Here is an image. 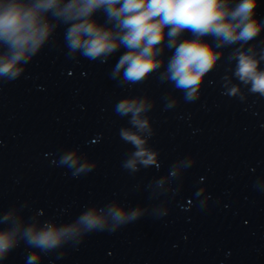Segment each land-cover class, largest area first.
Listing matches in <instances>:
<instances>
[{
	"label": "clouds",
	"instance_id": "obj_1",
	"mask_svg": "<svg viewBox=\"0 0 264 264\" xmlns=\"http://www.w3.org/2000/svg\"><path fill=\"white\" fill-rule=\"evenodd\" d=\"M256 7L257 0H239L234 5L232 0H0V43L7 49L0 55V77H18L23 68L17 65L21 61L26 64L49 40L57 27L46 19L51 13L69 25L65 39L72 51L95 59L126 48L113 72L116 76L123 70L126 81L146 79L164 63L158 57L165 47L174 49L161 79L174 82L189 99L195 98L205 76L223 55L217 49L240 42L230 57L236 60L234 74L250 85L251 92L264 95V69L260 67L264 49L258 53L255 45L244 48L264 30V21L255 15ZM101 10L106 16L104 23L95 18ZM185 31L191 38L181 39ZM208 36L216 43L204 39ZM237 92L239 87L233 86L231 93ZM145 110V101L139 98H124L116 106L120 115L131 114L132 128H122L120 135L136 149L126 164L133 169L138 160L144 165L153 162L152 153L145 148V137L152 135L148 119L141 118ZM111 214L118 221L127 218L123 209L114 207ZM136 215L138 212L132 214ZM3 221L11 227L0 231V258L23 239L40 250L30 257V261H38L42 251L55 249L77 231L75 226L45 224L38 228L30 223L21 232L22 221L13 211H8ZM81 222L91 229L102 226L103 218L90 211Z\"/></svg>",
	"mask_w": 264,
	"mask_h": 264
}]
</instances>
